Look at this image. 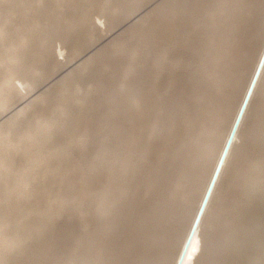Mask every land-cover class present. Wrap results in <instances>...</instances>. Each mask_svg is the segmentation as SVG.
Returning <instances> with one entry per match:
<instances>
[{
  "label": "bare ground",
  "instance_id": "obj_1",
  "mask_svg": "<svg viewBox=\"0 0 264 264\" xmlns=\"http://www.w3.org/2000/svg\"><path fill=\"white\" fill-rule=\"evenodd\" d=\"M114 2L0 0V105ZM99 53L0 123V259L22 204L92 231L74 264H176L188 227L177 264H264V0H158Z\"/></svg>",
  "mask_w": 264,
  "mask_h": 264
},
{
  "label": "rangeland",
  "instance_id": "obj_2",
  "mask_svg": "<svg viewBox=\"0 0 264 264\" xmlns=\"http://www.w3.org/2000/svg\"><path fill=\"white\" fill-rule=\"evenodd\" d=\"M157 2L158 0H115L108 10L96 4L95 9H92L89 14L79 15L75 21L83 29L78 44L76 46L58 47L59 42L53 40L46 47V51L49 52L51 57L50 63L41 75H34L36 77L25 75L26 78H14L13 94L4 104L0 105V123L27 104V102L38 100L37 98L40 97L44 90L59 81L67 72L80 63L90 59L89 65H95L98 58L95 57L103 55L102 53L97 55V53L109 41L114 39L119 32L132 22L137 21L148 9L155 6ZM93 54H95V57L92 60ZM120 54L123 55L122 52ZM119 70L123 71L122 65ZM239 114L237 111V117ZM236 118L232 120L233 125L227 134L228 140L232 138V133L237 122ZM64 128L67 127L62 125L61 129L65 130ZM67 131L68 135L75 133L74 128ZM58 195V190L53 188L50 196L52 198H59L55 197ZM14 209L15 212L21 214L24 223L15 228L7 227L2 231L1 234L3 236H15L16 247L13 250L10 249V251L5 252L7 259H0V264H4L6 261V264H31L34 252H37L41 256V264H74L71 262L72 250L69 247L72 242L77 240H85L86 247L81 251L82 254L84 252L86 256L93 255L95 237L92 235L91 230L85 229L83 221L78 216L72 217L63 211L58 224L63 229L62 231L67 233L59 236L54 242L51 239L53 230L46 227L47 221L37 219L36 216L28 213V207L25 205L16 204ZM31 230L42 232V237L39 240L30 238L27 233ZM185 235L183 237L184 240ZM184 240L180 246L178 259L177 261L175 260L176 264L183 254L188 238L185 243ZM79 264H84V262Z\"/></svg>",
  "mask_w": 264,
  "mask_h": 264
}]
</instances>
